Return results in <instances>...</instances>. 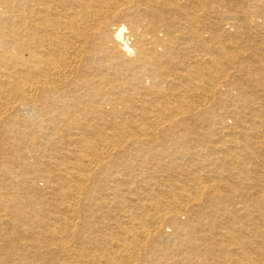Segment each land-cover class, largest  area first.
<instances>
[{"label":"bare ground","instance_id":"obj_1","mask_svg":"<svg viewBox=\"0 0 264 264\" xmlns=\"http://www.w3.org/2000/svg\"><path fill=\"white\" fill-rule=\"evenodd\" d=\"M0 264H264V0H0Z\"/></svg>","mask_w":264,"mask_h":264}]
</instances>
